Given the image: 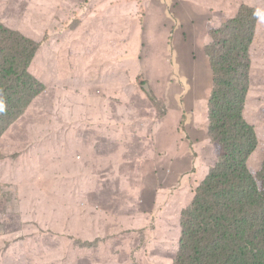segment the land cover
<instances>
[{
	"label": "rangeland",
	"instance_id": "1",
	"mask_svg": "<svg viewBox=\"0 0 264 264\" xmlns=\"http://www.w3.org/2000/svg\"><path fill=\"white\" fill-rule=\"evenodd\" d=\"M34 1L39 4L33 9ZM83 1L0 0V22L13 30L22 26L30 28V35L35 39L38 35L43 37L45 57L51 60L37 65L43 69L38 78L46 76L50 85L71 88L95 89L94 61L123 56L127 52L129 32L139 31L142 44L139 57L122 62L149 71L143 77L147 82L143 85L146 92L148 83L154 93L159 89L160 95L168 86L165 106L170 111H167L166 119L153 121L155 128L173 120L176 124L182 117L183 127L157 133L156 142H152L151 137L148 144L153 143L159 149L155 153H151L152 149L149 152H137L134 148L126 150L127 145L124 149L122 142L114 164L111 158L102 164L99 157L77 140L69 142L61 155L62 162L57 160L58 154L48 157L45 145L31 141V136L35 140L42 136L38 130L40 125L33 126L34 131L29 135L32 147L26 155H19L18 163L9 164L11 159L4 163L0 156V184H9L13 190L17 188L20 207L16 206V213H7L5 201L0 200V224L5 234L16 240L11 251L0 252V264H170L179 235L176 212L178 215L190 193L203 180L207 168L202 157L195 162L193 153L185 148L188 139L198 142L207 138L206 135L200 138L201 132L192 127V117L203 119L207 110L209 94L202 93L199 86L212 87L207 73L197 78L192 75L198 65L208 61L203 53L204 45L210 40L207 31L233 17L240 4L261 11L250 48L252 64L243 117L255 130V150H264V0H116L119 2L103 4V12H112L114 21L119 24L109 23L103 34L94 25L96 1L91 0L88 9L83 7ZM138 7L145 10L140 27L132 18V12ZM79 18L74 28L68 26ZM166 21L176 24L171 35L172 29L166 27ZM81 25L86 28L81 29ZM112 27L115 32H109L103 40ZM159 50L163 51L162 55ZM110 62L113 70L118 68L115 60ZM150 70L160 76L168 72V76H163L156 84ZM190 82L191 89L186 95L185 87ZM101 91L95 90L86 98V111L95 117L100 115L98 121L103 129L114 128L113 119L121 125L137 122L142 128L144 118H153L142 111L134 113L129 106L116 102L117 97L125 100L126 93L119 91L118 96L108 98L102 95L108 92ZM36 101V105L47 102L43 97ZM177 102L176 112L171 107ZM37 119L34 115L15 126L29 127ZM184 124L187 133L183 136ZM2 125L11 126L4 119ZM19 127L12 129V135H22ZM83 133L81 128L79 134ZM171 135L180 140L177 141L178 150L183 144L177 153L174 149L163 150L166 147L161 139L168 140ZM210 146L211 154L217 155L218 148L212 143ZM133 155L141 159L140 164L125 163V158L132 159ZM145 158L155 168L153 180L145 167ZM96 163L99 167L95 169ZM259 165L256 157L250 160L252 171ZM145 172H149L147 181L144 180ZM117 194L125 195L131 206L118 208L113 199ZM95 240H98V246L89 248L88 242ZM77 242L86 246L81 248Z\"/></svg>",
	"mask_w": 264,
	"mask_h": 264
},
{
	"label": "trees",
	"instance_id": "2",
	"mask_svg": "<svg viewBox=\"0 0 264 264\" xmlns=\"http://www.w3.org/2000/svg\"><path fill=\"white\" fill-rule=\"evenodd\" d=\"M90 1H83V7L88 9ZM98 1L100 3L96 4L94 25L103 34L107 25L103 4L108 6L117 1ZM38 4L39 1H34L32 8ZM144 12L138 7L134 12L135 17L132 16L138 27L141 26L140 19ZM73 15L77 16L76 13ZM260 16L261 11L241 4L232 18L207 31L211 40L204 45V52L213 75L205 111L207 138L198 142L188 139L185 145L195 156V162L202 157L207 168L203 180L190 193L178 215L176 212L179 235L171 264H264V150L256 152L260 167L252 174L246 162L256 149L257 136L253 126L243 117L252 61L250 48ZM79 20L80 18L68 26L74 28ZM85 28L86 25H81V29ZM30 31V28L24 26L13 30L0 22V142L12 129L17 130L19 126L16 127V124L20 125V122L34 115L38 117L29 127H19L22 135L13 134V141L0 151L1 158L9 157L12 160L9 164L13 161L18 163L19 155H26L32 143L36 142L45 145L48 157L58 154L57 160L62 162L61 155L73 140L91 150L93 155L101 159L102 164L109 162V158L114 164L119 156L118 151L122 149V142L124 149L125 144L127 145L126 150L134 148L137 152H149L152 149L151 153H155L157 147L153 143L148 144L151 137L152 142H156L157 133L183 127L182 117L176 124L173 120L166 126L155 128L153 121L166 119L167 111H170L165 106L168 86H165L160 95L161 92H157L159 89L154 93L148 83L149 90L146 92L143 85L147 82L143 77L149 71L136 64L127 65L122 62L132 58L137 60L139 57L142 49L139 31L129 32L126 37L127 52L123 56L114 55L110 59H101V62L108 64L115 60L118 68L113 70V80L97 77L94 81L97 87L95 89L50 85L46 76L39 79L38 75L43 69L37 65L49 63L51 59L45 57L43 37L38 35L35 39L31 37ZM132 43L135 45L132 46ZM171 57L173 54L169 56V63ZM155 73L150 70V76L158 81L157 72ZM165 75L168 76V72L163 76ZM95 90L97 93L107 91L102 95L108 98L118 96L119 91L126 93L125 100L117 97L116 102L129 106L134 113L142 111L153 118H144L142 128L137 122L121 125L113 119L116 126L103 129L98 121L100 115L95 117L86 111V98L91 97ZM42 97L47 102L36 105V100ZM171 110L176 111L175 105ZM3 119L11 126H3ZM35 125H40L38 130H41L42 136L39 135V140L31 136V143L29 135L34 131ZM81 128L84 129L83 134H79ZM183 131L184 134L181 135L184 136L187 133L185 124ZM161 140L166 148L173 144L177 147V141H180L179 138L175 142L169 138ZM210 143L218 148L219 153L215 156L211 154ZM182 146L181 143L179 147ZM136 157L138 156L133 155L132 160L138 161ZM127 159L131 158L126 157L125 160ZM145 161V167L153 180L155 168L147 158ZM97 167L99 165L96 163L94 168ZM149 172L144 174L145 181ZM9 186L11 185L0 184V200L5 201V212L16 213V206L20 209L17 188L13 190ZM113 199L118 208L127 209L131 206L130 200L123 194H117ZM100 208L106 209L104 206ZM15 243L16 240L7 236L0 224V252L11 251ZM97 243L98 240L88 242L89 248L97 247ZM77 245L81 248L86 246L81 242H77ZM16 246L18 247L17 244Z\"/></svg>",
	"mask_w": 264,
	"mask_h": 264
},
{
	"label": "crops",
	"instance_id": "3",
	"mask_svg": "<svg viewBox=\"0 0 264 264\" xmlns=\"http://www.w3.org/2000/svg\"><path fill=\"white\" fill-rule=\"evenodd\" d=\"M96 1V4L99 2L98 0H95ZM87 9V8H86ZM192 10L194 11V7L192 8ZM166 12V11H165ZM108 19H107V25L109 24V23H112L113 25H116V24H119V23H117V22H115L114 21V19H113V13H108ZM175 22L173 21V22H169V21H166V27H169V28H174L175 27ZM175 29H172V30H170V33H169V35H171V33L174 31ZM109 32H115V29H114V27H112L107 33H106V35L104 36V38H103V40H105L106 38H107V36H108V33ZM168 35V36H169ZM168 36H167V38H166V40H164V41H168ZM164 44H165V42H164ZM166 46H168L167 44H166ZM159 52H160V54L162 55L163 54V51L162 50H159ZM94 66H95V70H96V76L97 77H103V79H106V78H109L110 80H113V78H114V74H113V67H112V65L111 64H108V63H106V62H97V61H94ZM207 71H209L208 69H207ZM190 74L191 73H189V77H190ZM157 75H158V77H157V79H158V81L156 80L155 82H156V84L159 82V80H161L162 78H161V76L157 73ZM201 75H203V73L202 72H198V73H193V75H192V77L193 78H197L198 76H201ZM74 79V76L72 75V77H71V81ZM191 85H192V83L190 82L189 83V85L188 86H186L185 87V89H186V95L188 94V92H189V90L191 89ZM177 106V107H176ZM178 108H179V105H178V102H177V105H175V110H176V112L178 111ZM192 120H193V122H192V127L195 129V130H197V131H199V132H201V135H202V137L200 136V138H203L205 135H206V133H205V122H207V118H206V112H205V117L203 118V119H195V118H193L192 117ZM186 128V127H185ZM187 129V128H186ZM187 132V131H186ZM169 139H172L174 142L176 141V139H175V136H170V138ZM174 149V153H177L180 149H181V147H179V150H178V148L177 147H175V145L173 144V145H171L170 147H167V148H163V150H165V151H172ZM159 149H158V147H157V149H156V151H158ZM175 157V156H174ZM173 157V158H174ZM129 161H127V162H125V163H131V164H133V165H136V164H139V162L140 161H136V160H130V159H128ZM157 163V162H156ZM156 166V165H155ZM157 168V167H156ZM90 248H96V247H90Z\"/></svg>",
	"mask_w": 264,
	"mask_h": 264
},
{
	"label": "clouds",
	"instance_id": "4",
	"mask_svg": "<svg viewBox=\"0 0 264 264\" xmlns=\"http://www.w3.org/2000/svg\"><path fill=\"white\" fill-rule=\"evenodd\" d=\"M117 2H119V1H117ZM116 2V3H117ZM241 5V4H240ZM237 8L238 7H236L235 8V13H234V15L236 14V11H237ZM258 12L260 11V9L259 8H257L256 9ZM109 13H112V12H109ZM104 15H107V19H108V13H104ZM132 16H134L135 17V15H134V12H132ZM232 18V17H231ZM230 19V18H229ZM210 38V37H209ZM211 40V39H210ZM209 40V41H210ZM208 43V42H207ZM203 53H204V57L208 60V61H206L204 64H202V65H198L197 66V68L194 70V72L193 73H198V72H202L203 74H205V73H207L208 74V76H209V84H212V78H213V75H212V70H211V67H210V62H209V59L206 57V55H205V52H204V50H203ZM97 62H101L100 60H96ZM251 64H252V61H250V68H251ZM250 68H249V71H250ZM207 69L209 70V71H207ZM214 77H215V75H214ZM103 79V78H102ZM249 87V86H248ZM199 88L202 90V93H204V94H209L210 93V91H211V89H212V87H211V89L210 88H203L202 86H199ZM247 91H248V89H247ZM247 94V93H246ZM209 96V95H208ZM246 98V97H245ZM11 141H13V135H12V133L10 132L7 136H6V138H4L1 142H0V145H1V151L2 150H4L8 145H9V143L11 142ZM257 151H259V150H254V152L248 157V159H247V162H246V165H247V168H248V170L252 173V174H254L257 170H258V168L260 167V165L258 166V168H257V170H255V171H252L251 170V168H250V160L253 158V157H256V152ZM8 160H10V158L9 157H5V158H2V161L5 163V162H7ZM131 160V159H130ZM126 161H129L128 159L126 160ZM138 161H140V160H138ZM259 162V161H258ZM139 164H140V162H139ZM155 166V165H154ZM156 167V166H155ZM183 173H186L185 171L183 172ZM176 249V248H175ZM175 252H176V250H175ZM172 261H173V259H172ZM172 261H171V263H172ZM170 263V264H171Z\"/></svg>",
	"mask_w": 264,
	"mask_h": 264
}]
</instances>
